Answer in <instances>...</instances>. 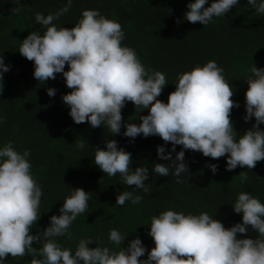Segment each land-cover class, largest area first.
<instances>
[{"label": "clouds", "instance_id": "clouds-1", "mask_svg": "<svg viewBox=\"0 0 264 264\" xmlns=\"http://www.w3.org/2000/svg\"><path fill=\"white\" fill-rule=\"evenodd\" d=\"M72 0L54 14L37 13L35 20L46 30L31 32L21 42L19 53L34 62V78L46 82L63 75L67 88L72 91L62 96L70 108L69 116L74 123L88 122L91 127L106 126L119 135L123 123L122 109L131 102L137 112L148 110L139 117L140 123H123L125 137L135 140L159 136L165 146L157 147V157L171 161L164 165L154 163L153 172L158 176L176 177V183L184 182L182 174L189 173L184 163L185 150L202 153L213 160L227 156L226 171L238 166L251 170L257 162L264 161V68H251L245 94V122L253 117L256 123L237 138L230 120L231 110L238 108L231 97L234 95L223 75V68L210 60L191 71L177 73L175 91L167 103L157 99L167 85L166 76L160 71L146 69L136 51L123 46L125 33L119 22L108 19L99 10H84L81 18L71 29L53 23L67 13ZM194 0L187 4L186 21L206 27L214 18L227 14L238 0ZM257 15H264V0H248ZM19 13L20 8H14ZM68 71H65V66ZM10 71L0 56V89L4 73ZM49 97L56 95L49 89ZM4 118L0 117V123ZM182 150L173 159L176 146ZM106 150L95 148L94 164L109 177L120 175L123 183L134 186L116 197V207L127 201L140 204L143 197L134 193L150 191L147 167L132 168L131 153L118 148L115 140L105 143ZM83 149L84 144L77 145ZM168 154L165 155V152ZM30 151L18 152L12 142L0 147V264L6 257H32L30 264H264V203L251 193H238L232 206L242 221L230 228L215 220L207 212L198 215L173 210L153 216L148 235L155 247L145 256L147 249L139 238L130 241L122 249L127 234L117 229L109 231V240L119 250L97 245L89 248L93 240L81 239L75 252L62 247L57 237L71 239L69 231L77 217L88 209L90 193L82 188L71 189L59 209L60 215L50 217L49 226L37 235L30 234L40 219L38 212L43 195L41 186L33 178ZM215 174L217 165H208ZM241 183L247 180V171L238 176ZM258 178V177H257ZM260 179V178H259ZM249 226L257 233L255 239H239L247 235ZM41 243L39 250L33 243Z\"/></svg>", "mask_w": 264, "mask_h": 264}, {"label": "trees", "instance_id": "trees-1", "mask_svg": "<svg viewBox=\"0 0 264 264\" xmlns=\"http://www.w3.org/2000/svg\"><path fill=\"white\" fill-rule=\"evenodd\" d=\"M194 0H72L67 13L53 23L71 29L81 18L84 10H99L108 19L120 23L125 33L123 46L133 48L146 69L165 74L167 85L157 98L165 103L175 91L177 73L191 71L210 60L223 68L234 95L231 99L239 104L230 114L237 138L256 123L253 117L245 122V94L247 79L252 76L253 64L264 68V15H257L248 0H238L227 14L214 18L206 27L185 20L187 4ZM214 0H208L209 7ZM67 0H0V56L10 71L4 73L0 89V147L12 142L21 154L30 151L32 175L41 186L43 195L39 205L40 219L33 225L30 234L37 235L49 226L50 217L59 216V209L71 189L82 188L90 193L88 209L79 215L69 231L71 239L57 237L64 248L73 251L81 239H92L89 248L96 244L119 249L109 240V231L117 229L127 234L121 245L127 249L130 241L139 238L147 249L141 260L155 247L148 235L151 218L161 212L173 210L198 215L207 212L230 228L242 221L232 206L238 193L246 191L264 203V161L255 168L237 167L226 171L227 156L213 160L202 153L185 150L184 163L189 173L182 174L183 183L177 184L176 177L158 176L153 172L154 163L168 165L171 161L157 157V147L165 146L159 136L142 135L132 140L125 137L123 123H136L139 117L148 115V110L137 112L131 102L122 109L123 123L119 135L112 136L106 126L91 127L88 122L76 124L69 116L70 108L62 96L72 90L67 88L62 73L46 82L34 78V62L19 53L21 42L34 31L41 34L46 30L37 24L35 16L54 14L66 6ZM20 8L19 13H13ZM65 66V71H68ZM49 89L56 95L49 97ZM264 130V124L260 125ZM115 140L118 148L131 153L132 168L147 167L149 180L145 182L150 191L142 190L135 195L143 197L140 204L127 201L116 207V197L122 191H131L134 186L123 183L119 174L109 177L94 164L95 148L106 150L105 143ZM83 143L84 148L77 145ZM182 146H176V153ZM168 151L165 152V155ZM217 165L213 174L208 165ZM247 171V180L241 183L238 176ZM258 177V178H257ZM260 178V179H259ZM257 233L249 226L247 235L238 234L239 239H255ZM96 243V244H95ZM41 243H33L36 250ZM32 257H6L5 264H30Z\"/></svg>", "mask_w": 264, "mask_h": 264}]
</instances>
